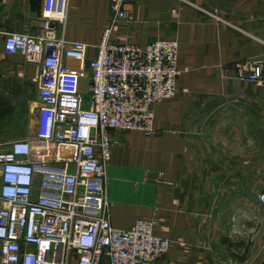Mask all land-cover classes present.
Here are the masks:
<instances>
[{"label":"crops","instance_id":"crops-1","mask_svg":"<svg viewBox=\"0 0 264 264\" xmlns=\"http://www.w3.org/2000/svg\"><path fill=\"white\" fill-rule=\"evenodd\" d=\"M114 1L69 0L61 32L69 41L88 44L89 57L95 56ZM44 2L0 0L2 87L18 85L21 93L37 87L38 108L42 66L7 53L5 38L37 32ZM127 5L134 21L118 27L114 40L140 47L160 38L177 40L182 75L177 97L154 107L158 136L110 131L113 226L128 229L138 219L155 221L156 232L172 241L157 264H263L258 178L264 177V75L242 80L225 66L264 59V0H127ZM89 83L85 72L83 92ZM226 175L227 183L239 185L233 191L237 203L229 208L219 202L228 198L221 186ZM216 192L222 194L218 206L212 202ZM247 248L246 259L239 260Z\"/></svg>","mask_w":264,"mask_h":264},{"label":"built area","instance_id":"built-area-1","mask_svg":"<svg viewBox=\"0 0 264 264\" xmlns=\"http://www.w3.org/2000/svg\"><path fill=\"white\" fill-rule=\"evenodd\" d=\"M68 7L69 0H45L37 32L5 38L7 53L42 70L33 133L0 151V264H157L172 241L156 232L155 221L138 219L128 229L111 222L110 131L160 134L154 107L178 95L179 42L115 41V30L134 21L127 0H115L111 23L89 57L88 44L61 32ZM225 70L258 81L264 59L236 61ZM259 200L264 204V190Z\"/></svg>","mask_w":264,"mask_h":264},{"label":"rangeland","instance_id":"rangeland-1","mask_svg":"<svg viewBox=\"0 0 264 264\" xmlns=\"http://www.w3.org/2000/svg\"><path fill=\"white\" fill-rule=\"evenodd\" d=\"M3 83L4 81L0 79V104H4L5 107L13 111L0 122V151H6L8 143L29 135L32 130L31 128L36 124L38 116V107L34 103L37 99V87L28 88V91L26 90L25 93H21L18 85L2 87ZM258 179V189L259 193H261L264 190V177L259 175ZM225 180L226 184L221 186L226 188L227 192L225 195L228 198L219 201L217 197L222 194L216 192L212 202L218 206L217 202L219 201L221 206H225L226 204V207L229 208L233 207L235 202L237 203V201L233 200V191L239 185L234 186V183H227L229 180L228 175L225 176ZM242 186L245 188L249 187L250 184H243ZM215 188L218 191V185H215ZM245 203L246 201H243V207L247 206Z\"/></svg>","mask_w":264,"mask_h":264},{"label":"trees","instance_id":"trees-1","mask_svg":"<svg viewBox=\"0 0 264 264\" xmlns=\"http://www.w3.org/2000/svg\"><path fill=\"white\" fill-rule=\"evenodd\" d=\"M12 111L8 107H5L4 104L1 103L0 104V122L5 117H7L8 115H10ZM247 252H248V248L246 249L244 255H242V256H239L238 255L237 257L239 258V260H245L246 257H247Z\"/></svg>","mask_w":264,"mask_h":264},{"label":"water","instance_id":"water-1","mask_svg":"<svg viewBox=\"0 0 264 264\" xmlns=\"http://www.w3.org/2000/svg\"><path fill=\"white\" fill-rule=\"evenodd\" d=\"M264 264V263H263Z\"/></svg>","mask_w":264,"mask_h":264}]
</instances>
